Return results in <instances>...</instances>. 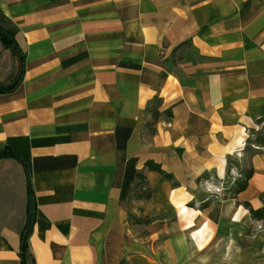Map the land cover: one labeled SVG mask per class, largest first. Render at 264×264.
<instances>
[{
  "label": "crops",
  "instance_id": "obj_1",
  "mask_svg": "<svg viewBox=\"0 0 264 264\" xmlns=\"http://www.w3.org/2000/svg\"><path fill=\"white\" fill-rule=\"evenodd\" d=\"M0 26V264H264V0H0Z\"/></svg>",
  "mask_w": 264,
  "mask_h": 264
},
{
  "label": "trees",
  "instance_id": "obj_2",
  "mask_svg": "<svg viewBox=\"0 0 264 264\" xmlns=\"http://www.w3.org/2000/svg\"><path fill=\"white\" fill-rule=\"evenodd\" d=\"M0 42H1V44L4 47L12 46V47H14V49L17 50V47H16V44H15V41H14V38H13L12 34L9 33L8 31L4 30L1 26H0ZM21 57L22 56L20 55V59H21ZM22 75H23V65L21 63L20 64V73H19L18 80L15 81L11 85L0 86V93H9V92L13 91L17 87V85L19 84V82H20V80L22 78ZM151 115H152L153 122L156 121V119L159 116V114L157 112H154L152 110H151ZM2 157H14V158H17L15 156V154H13L11 152H8V151L0 152V158H2ZM146 167L148 169L154 170V171L162 174L166 179H170L171 178L170 175L165 174L162 170H160V167L158 165H153V164H150V163H146ZM249 176H250V174H248V177ZM137 179H138V182L142 181V177L139 174L137 175ZM245 186H246V183L243 184L242 186H240V191L242 189H244ZM149 196H150V192H148L145 196H143V198H148ZM245 205L247 206V204H245ZM254 212H256V211H253L252 209H250V213H252V215H253ZM24 234H25V232H24ZM23 238H24V235H22V246H21V253H20L21 256H22V261L24 259V253H25V247H26V241H23Z\"/></svg>",
  "mask_w": 264,
  "mask_h": 264
},
{
  "label": "water",
  "instance_id": "obj_3",
  "mask_svg": "<svg viewBox=\"0 0 264 264\" xmlns=\"http://www.w3.org/2000/svg\"><path fill=\"white\" fill-rule=\"evenodd\" d=\"M29 227H30V219L28 220V223H27V226H26V230H25V235H24L23 241H25V239H26V236H27L28 231H29Z\"/></svg>",
  "mask_w": 264,
  "mask_h": 264
},
{
  "label": "rangeland",
  "instance_id": "obj_4",
  "mask_svg": "<svg viewBox=\"0 0 264 264\" xmlns=\"http://www.w3.org/2000/svg\"><path fill=\"white\" fill-rule=\"evenodd\" d=\"M261 228H262L261 226L257 227L258 230L261 229Z\"/></svg>",
  "mask_w": 264,
  "mask_h": 264
}]
</instances>
